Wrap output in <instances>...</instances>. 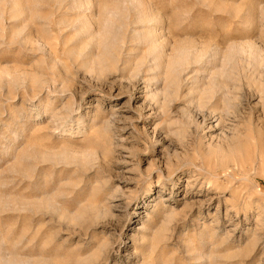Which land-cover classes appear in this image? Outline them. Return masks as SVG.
I'll return each mask as SVG.
<instances>
[{
    "label": "rangeland",
    "instance_id": "374dc122",
    "mask_svg": "<svg viewBox=\"0 0 264 264\" xmlns=\"http://www.w3.org/2000/svg\"><path fill=\"white\" fill-rule=\"evenodd\" d=\"M0 264H264V0H0Z\"/></svg>",
    "mask_w": 264,
    "mask_h": 264
},
{
    "label": "bare ground",
    "instance_id": "6f19581e",
    "mask_svg": "<svg viewBox=\"0 0 264 264\" xmlns=\"http://www.w3.org/2000/svg\"><path fill=\"white\" fill-rule=\"evenodd\" d=\"M261 149V152H262V148H260Z\"/></svg>",
    "mask_w": 264,
    "mask_h": 264
}]
</instances>
